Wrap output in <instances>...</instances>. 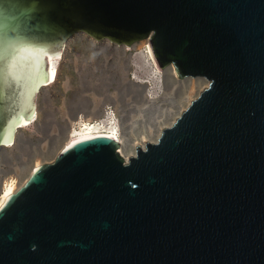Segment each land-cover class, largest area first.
<instances>
[{
  "label": "water",
  "instance_id": "1",
  "mask_svg": "<svg viewBox=\"0 0 264 264\" xmlns=\"http://www.w3.org/2000/svg\"><path fill=\"white\" fill-rule=\"evenodd\" d=\"M79 33L150 38L208 86L127 162L98 139L40 166L0 212V264H264V0H0V139Z\"/></svg>",
  "mask_w": 264,
  "mask_h": 264
},
{
  "label": "rangeland",
  "instance_id": "2",
  "mask_svg": "<svg viewBox=\"0 0 264 264\" xmlns=\"http://www.w3.org/2000/svg\"><path fill=\"white\" fill-rule=\"evenodd\" d=\"M145 46V40L125 47L82 33L69 38L55 62L56 82L38 92L35 122L16 132L14 146L1 149L0 191L8 180L21 188L40 166L52 163L80 120L101 123L109 113L127 143L125 162L137 146L156 142L208 82L179 80L171 65L158 74ZM135 74L145 82L134 80ZM132 120L138 128L134 140L127 128Z\"/></svg>",
  "mask_w": 264,
  "mask_h": 264
},
{
  "label": "bare ground",
  "instance_id": "3",
  "mask_svg": "<svg viewBox=\"0 0 264 264\" xmlns=\"http://www.w3.org/2000/svg\"><path fill=\"white\" fill-rule=\"evenodd\" d=\"M149 42H150V38L145 40V45H146L145 50H146L147 57L151 61L152 67L156 69L158 74H161V69L157 68V66L155 65L152 59ZM65 45H66V42L64 40L62 45L60 46V48L58 49L56 53L43 56L39 58L38 60H36L35 63L33 64L30 74L28 76V80H27V84L25 88V95H24V102H23L22 110L17 120L14 122L12 127L9 129V131L0 139V144L3 145L0 148H10L14 146L16 132L18 130H23V129L30 127L35 122L36 99H37L38 92L41 88L50 86L56 82L57 73H56V63L55 62L61 56L65 48ZM150 76L151 75L149 73V78H150L149 82H151L152 79H154ZM133 78L134 80H137V81L139 80V82L143 81L139 79L138 75L136 74L133 76ZM161 116L163 117L164 113ZM135 124L136 123H134L132 120V122H130L128 125L129 127H127L128 130H130L129 139H133V140L135 139L134 130L138 129L134 126ZM77 126L78 127L75 126L72 129V131H70L68 140L63 150H68L81 143L90 142V141H94L98 139H105V140H111L113 142H116L118 144V149H119L117 150V152L120 154V156H122V158L123 157L126 158L124 150L126 149L127 143L124 141L123 138H120L117 127L112 120V116L109 113L106 114V119L104 122L89 123V122L80 120ZM154 143H155V140H154ZM70 145L72 147H69ZM34 173H32V175ZM18 190L19 188L17 187L16 181L14 180H8L3 184V187L0 191V212L5 207H7L8 204L13 200V198L18 193L17 192Z\"/></svg>",
  "mask_w": 264,
  "mask_h": 264
},
{
  "label": "snow or ice",
  "instance_id": "4",
  "mask_svg": "<svg viewBox=\"0 0 264 264\" xmlns=\"http://www.w3.org/2000/svg\"><path fill=\"white\" fill-rule=\"evenodd\" d=\"M15 62H16V61H15V57H13V64H14ZM69 147H72V146L70 145Z\"/></svg>",
  "mask_w": 264,
  "mask_h": 264
}]
</instances>
